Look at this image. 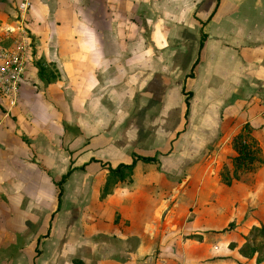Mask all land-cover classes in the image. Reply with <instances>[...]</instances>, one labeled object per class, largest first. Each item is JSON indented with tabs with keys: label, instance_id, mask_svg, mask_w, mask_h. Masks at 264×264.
<instances>
[{
	"label": "crops",
	"instance_id": "crops-1",
	"mask_svg": "<svg viewBox=\"0 0 264 264\" xmlns=\"http://www.w3.org/2000/svg\"><path fill=\"white\" fill-rule=\"evenodd\" d=\"M143 21L150 24L145 34ZM27 22L32 49L14 109L21 114L29 100L38 98L37 112H44L48 122L44 126L29 125L20 116L13 120L3 112L6 100L0 96V217L7 208L4 199H11L15 192L12 176H1L2 169L16 163L21 167L30 163L32 149L39 158L48 161L49 167H67L65 172L70 168L71 173L73 168L69 164L74 157L72 145L78 135V121L105 119V114L119 111L120 104L134 102L143 88L154 92L170 89L168 103H176L180 109L184 105L181 89L190 92L183 117V127L186 118L194 125L193 144L188 151H203L214 141L218 153L230 135L245 123L251 134L263 132L259 128L262 125L259 98L264 90V0L237 3L234 0H31ZM158 22L163 23V32L159 33L162 35L153 33ZM191 30L195 35H186ZM200 32L205 35L198 52ZM189 130L183 135L191 143ZM102 151L108 158L123 157L116 164L129 163L134 155H142L119 154L122 150L115 145ZM229 152L233 155L230 147ZM92 158L109 163L91 156L78 168L90 163L99 165ZM157 160V157L152 163L137 160L132 172L142 163L152 165ZM104 179L105 169L103 182ZM120 182L124 181L113 184L110 192L101 197L110 206L111 214L103 228H99L107 236H113L116 245L94 239L79 240L77 235L68 243L48 234L42 236L47 229L49 233L55 194L54 207L44 221L46 228L34 237L33 254L23 255L18 251L22 244L19 237L31 231V221L27 219L22 227L11 226L13 229H5L6 235H0V248H11L0 255V264H20L26 260L30 264H142L145 255L160 247L159 227L154 222L158 213L154 204L135 202L136 194L113 196L116 187L129 186ZM213 183H219L215 177ZM235 184L244 186L241 181H233L222 188L227 191ZM242 189L247 193L246 186ZM203 194L207 199L225 200L222 192ZM229 200V204L234 203L237 194L229 196ZM207 206L203 205L201 214L207 221L211 216L215 221L216 215L234 216L233 208L225 204L220 206L215 202ZM58 210L59 206L53 214ZM170 226L161 232L173 231L174 226ZM54 230L57 233L60 226ZM94 230L91 234L98 229L94 226ZM131 237L136 239L134 244L129 242ZM211 238L215 240L216 236L205 234L202 240ZM102 245L108 253L97 255ZM235 247L238 246L231 248Z\"/></svg>",
	"mask_w": 264,
	"mask_h": 264
},
{
	"label": "rangeland",
	"instance_id": "rangeland-1",
	"mask_svg": "<svg viewBox=\"0 0 264 264\" xmlns=\"http://www.w3.org/2000/svg\"><path fill=\"white\" fill-rule=\"evenodd\" d=\"M234 1L237 3L246 0ZM16 2L17 0H0V23L14 22ZM25 23L29 31L27 19ZM142 26L143 34L149 32V23L143 21ZM156 26L155 29L153 28L155 32H152L155 35H162L159 33L163 32V23L158 22V27ZM186 35H195V33L191 30ZM49 71L54 76L52 71ZM185 92H188L187 88L184 97ZM169 95L171 93L168 88L158 89L156 92L150 88H143L141 95H137L134 102L120 104V110L105 114V119L78 121L79 127L76 128L78 135L72 145L74 157L69 164L73 170L62 183L59 210L52 216L48 236H55L65 243L77 235L79 240L94 239L117 244L113 236H107L99 230L103 228L111 214L110 206L100 197L104 169L95 163L87 164L82 169L78 168L91 156L101 157L112 166L115 165L123 157L108 158L102 151L109 148V145H115L122 150L119 154H154L158 159L152 165L140 164V167L132 172L129 180L120 182L129 186L116 187L113 194L115 197L136 194L138 198L135 202L147 201L150 205H155L154 211L157 210L158 216L154 222L159 227L158 239L161 243L160 247L154 248L144 256L150 260L143 258L142 264H264V258L259 262L256 261L257 255L264 256V239L257 236L252 238L249 232L253 226L264 225V125L259 126L263 132L258 135L249 133L251 132L249 128H243L241 131L249 135L244 137L245 142L257 150L261 162L256 163L252 171L238 169L237 179H231L229 184H225L222 181H225L227 176L231 178L233 176L231 157L234 151L231 137L239 130L230 135L225 147L218 153L214 148V141L207 144L203 151H188L187 149L193 144L194 125L186 118L183 127L184 105H181V109L176 103L170 105ZM190 96L188 95V100ZM36 100H29L25 111L21 110V114L14 107L3 108V112H7L13 120H17L16 118L20 116L25 118V122L29 125L35 123L44 126L48 120L45 119L44 112H37L39 104ZM110 107L114 108V104ZM38 115L43 118L37 120L32 118ZM19 122L24 126L22 119ZM187 129H190L187 136L191 139V143H188L183 135ZM229 147L233 155H230ZM47 163L48 161H43L31 149L30 163H23L22 167L16 163V166L11 165L8 169H2L1 176H12L10 179H13L15 192L12 193L11 199H4L7 208L0 217V235H6L5 229H13L11 226L22 227L29 219L31 231L19 237L22 238V244L18 247H21L18 251L23 255L33 254L34 237L44 232L46 228L44 221L47 220L55 204L57 188L54 183L67 169V167H49ZM164 169L171 170L165 172ZM204 174L208 175L209 179ZM214 177L219 182L217 185L213 183ZM233 181H241L242 185L246 186L247 193L240 184H235L227 191L222 188V185L229 186ZM211 191L222 192L225 200L222 199L220 202L219 199L211 200L203 196V192ZM234 194H237V200L229 204V196ZM215 202L220 206L225 204L227 207H232L234 216L216 215L215 221L211 219L212 216L207 217L209 221L202 218L203 205L206 204L208 207V204ZM31 212L39 215L36 216ZM57 225L61 230L55 233L54 229ZM170 225L174 226L173 231L161 232V229L170 228ZM94 226L98 230L91 234L95 231ZM178 227H181V230L178 231ZM205 234H212L216 239H209L210 243L208 239L203 242ZM248 234L249 243L243 256L238 252V247L248 239ZM40 240L43 238L41 237ZM129 242L134 244L136 239L131 237ZM233 245L238 247L231 248ZM253 249H257L258 252L253 253ZM8 250L11 251V248L1 247L0 255ZM40 252L41 250L38 249V254ZM107 253V249L102 245L97 255ZM20 264L30 263L26 260Z\"/></svg>",
	"mask_w": 264,
	"mask_h": 264
},
{
	"label": "trees",
	"instance_id": "trees-1",
	"mask_svg": "<svg viewBox=\"0 0 264 264\" xmlns=\"http://www.w3.org/2000/svg\"><path fill=\"white\" fill-rule=\"evenodd\" d=\"M199 23L201 25H204L205 21H199ZM200 35L201 36H200V40H199V44H198V52L202 46V39L204 37L203 35H205V34L200 32ZM39 71L40 72L42 71V67L38 65V72ZM190 75H191V73H190ZM181 92L184 94V89H181ZM188 95H190V92L189 91L185 92V97L183 98V104L185 107L183 117H185L186 112H187ZM243 128H245V129L248 128L246 123L241 125V127L238 129L239 131L231 137L232 149L234 151V155L231 157V164L233 167V169L231 170V173L233 176H232V178L227 176V179L225 181H222L225 184H229L231 182V179H234V180L237 179L236 173H237L238 169H242L244 171H252L254 168V165L256 163L261 162L260 157H258V155H257V150L255 148H252L250 146V144L245 142L244 137L246 135L247 136H249V135L243 134L241 132ZM91 160L98 162L100 167L105 169V179H104V182H103L101 189H100V197H104L107 193L110 192L113 184H115L118 181L129 180L132 169H133L134 164L137 160L142 161V162H151L152 163V162L156 161V157L154 155H134V157L131 159V161L129 163H121L120 162V163H117L115 166H111L109 163L103 162L99 159L97 160V159L92 158ZM70 171H71V169L69 168L54 183L56 188H57L56 204H55L54 211H56L58 209L59 202H60V196L62 193V183L64 182L65 178L68 176ZM225 177H226V175H225ZM54 211L52 213H50L49 222L52 218ZM250 230H249V232H251L250 235L252 238L257 236V237L264 239V225H260L258 227L253 226V227H251ZM47 234H48V229L42 236H47ZM248 243H249V234H248V239H246L244 242H242L241 245L238 247V252L243 256L245 255V249L248 247ZM35 250H36V248H35ZM252 251H253V253L258 252L257 249H253ZM263 258H264V256L260 257L257 255L256 261L259 262Z\"/></svg>",
	"mask_w": 264,
	"mask_h": 264
},
{
	"label": "built area",
	"instance_id": "built-area-1",
	"mask_svg": "<svg viewBox=\"0 0 264 264\" xmlns=\"http://www.w3.org/2000/svg\"><path fill=\"white\" fill-rule=\"evenodd\" d=\"M31 0H17L13 23H0V96L6 108L16 105L19 86L31 55L32 40L26 29ZM260 117L264 125V90L259 98Z\"/></svg>",
	"mask_w": 264,
	"mask_h": 264
}]
</instances>
